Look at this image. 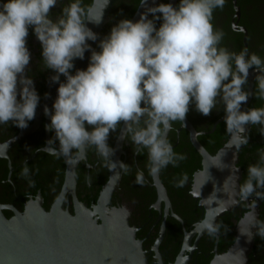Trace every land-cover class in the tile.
Wrapping results in <instances>:
<instances>
[{"label":"clouds","instance_id":"9594fccd","mask_svg":"<svg viewBox=\"0 0 264 264\" xmlns=\"http://www.w3.org/2000/svg\"><path fill=\"white\" fill-rule=\"evenodd\" d=\"M57 4L58 0L0 3V125L26 129L35 119L40 97L26 74L32 29L44 68L55 73L50 80L59 84L52 110L44 108L50 119L45 130L54 133L47 145H58L50 152L69 163L93 147L105 167L119 164L125 173L131 171L129 165L114 161L116 150L108 144L110 134L123 124L135 154L147 152L151 175L169 165L177 167L186 156L174 151L168 134L174 122L185 123L191 105L207 117L222 104L226 133L237 148L248 143L249 125H259L264 136V107L241 110L252 95L264 100V59L247 48L234 52L222 46L225 33L214 28L212 20L225 0H180L175 7H150L136 22L123 19L113 26L100 39L99 51L88 43L96 42L98 35L87 25L102 20V15H94V3L70 0L53 20L50 10ZM146 4L141 0V7ZM85 52H91L86 70L71 74L74 61L83 60ZM250 70L258 73L254 93L245 90ZM258 157L238 189L241 202L255 197L253 205L264 201V149ZM20 176L30 186L34 183L26 159ZM142 177L138 170L137 179ZM176 186H183V179ZM221 227L207 218L200 222L209 236H216ZM254 227L264 239V221H256Z\"/></svg>","mask_w":264,"mask_h":264},{"label":"flooded vegetation","instance_id":"af4514ba","mask_svg":"<svg viewBox=\"0 0 264 264\" xmlns=\"http://www.w3.org/2000/svg\"><path fill=\"white\" fill-rule=\"evenodd\" d=\"M4 2L6 0H0V3ZM69 2L70 0H58L57 6L50 10L51 18L55 20L60 15L63 6ZM83 3L90 5L91 0H83ZM109 18L110 15L108 13L106 21L98 34V40L92 48L96 51L100 50L98 48L100 39H103L111 31V26L107 25ZM27 47L31 53V59L30 64L26 68V74L33 80L34 87L40 97V103L36 110L35 119L29 122V126L26 129H19L11 123L0 125V146L19 136L16 143L7 149L5 153L0 152V154L4 155V157H0V205L9 206L15 211L21 212L23 205L30 198L33 199L36 195H39L42 201L41 206L44 210H48L63 186L66 173L71 170L69 174L73 180V196L77 202L89 208L95 203L100 188L107 181L110 168L104 166L102 158L97 155L93 147L87 148L81 156L76 157L70 169L66 168L65 161L61 155L52 154L44 150V148L48 150L53 147L58 148V145H47V141L54 136V133L45 130V125L50 124V119L44 114L45 106L51 111L57 97L54 98L52 103L48 104L46 101L44 102L46 94L47 99H49L52 89L58 83H52L50 80L51 76L55 75V73L50 69L44 68L41 55L42 48L32 29H29ZM224 47L232 51L231 45L226 44ZM88 64L89 60L84 65L85 70ZM60 79L61 82H65L63 76ZM40 105L42 106L39 107ZM246 110L247 107L244 111ZM218 111L217 108L213 109L209 116H215ZM197 113L195 106L191 105L186 120L196 132H205L197 136L198 140L199 136L210 134L206 132L211 129L213 123L219 117L213 119L211 127L207 129L209 116L205 117L200 114L199 118L196 119L197 115L195 116V114ZM120 126L121 124L110 134L108 144L111 147L114 144ZM179 126V121H177V124L173 123L168 138L173 145L174 151L184 154L186 159L181 161L179 166L173 167L169 165L157 174L158 181L167 199L166 215L164 216L163 212V202H158L157 208L154 207L156 189L153 185L152 176L146 167L147 152L135 154V148L126 133L122 141V155H120L119 160L129 165L131 171L125 173L120 168L119 182L107 203L108 207H122L128 211V224L130 227L135 228V239L141 242L142 250L145 252V257L149 264H156L158 259L161 264L172 263L179 251L183 230L186 232L190 231L193 225L203 217V209L199 208L197 204L198 200L194 199L191 194L193 175L201 169V159L195 152L197 155V160H195L189 155L185 146H181V142L178 139L181 134L186 135L189 145L190 142L188 133L184 129L176 132ZM250 127L251 125L248 126L246 133L248 137ZM263 140L264 136L258 131L255 141L248 139V144L254 142L258 146L259 152L261 149H264V144H261ZM202 147L210 156L214 155L217 151L210 154L204 146ZM242 148L243 145L239 152ZM25 159L31 170L30 178L34 182L31 186L28 180L20 176ZM251 159L254 160V156ZM238 162L239 160H237V164ZM237 167L240 169L239 166ZM138 170L143 172L141 180L137 179ZM241 174L240 170L239 182L241 181ZM182 179L183 186L177 187V183ZM239 182L238 185H240ZM253 200H255V197L250 198L248 205L252 204ZM256 202H258L257 221H263L259 219L261 217V201L258 200ZM248 205L245 202L238 201V205L234 209L225 212L217 218L216 223L222 225L219 233L216 236H209L207 232L202 234L198 238L195 249L191 253L187 264H208L214 255L224 253L233 243L236 235L237 221L247 211ZM60 207L66 209L70 214L73 212V200L69 191L64 194ZM2 214L6 218L12 215L10 210H2ZM174 216L178 219L174 218ZM161 225L163 229L157 245L158 258H154L155 253L151 248L160 234ZM247 227H244V231ZM193 239L194 237L191 238V242ZM247 257L248 262L246 264H264V239L255 234Z\"/></svg>","mask_w":264,"mask_h":264},{"label":"water","instance_id":"95a60500","mask_svg":"<svg viewBox=\"0 0 264 264\" xmlns=\"http://www.w3.org/2000/svg\"><path fill=\"white\" fill-rule=\"evenodd\" d=\"M117 0H91L94 3V15L100 17L101 23L87 26L99 34L104 25L112 5ZM160 0H147V4L141 7L139 0L130 19L133 22L139 20L140 16L147 13L148 8L155 7ZM176 6V0H166V4ZM233 16L230 27L233 31L242 33V48H246V32L243 27L237 26L239 8L236 0H231ZM150 16V15H149ZM149 18V17H148ZM93 48L95 42L88 41ZM91 52H85L81 62L74 61L75 74L77 69L85 70L84 65L90 59ZM256 73L250 70L246 90L252 92V85ZM59 84L54 86L48 104L52 103L57 96ZM243 104L241 110L247 107ZM43 102V104H45ZM40 105L39 107H41ZM225 114L213 123L211 129L206 133H212L215 125L224 120ZM188 133L191 147L201 159V169L193 175L191 194L198 200L199 208L203 209V217L193 225V228L183 236L178 253L170 264H187L191 253L195 249L198 238L206 231L200 228V222L207 218L216 223L217 218L225 212H229L238 205V182L240 180V169L236 166L238 152L242 145L237 148L230 142V137L210 156L197 140V136L205 132H196L189 122H180L179 128ZM248 130V127H247ZM123 124H121L112 148H114V161L120 162L122 155L121 145L125 135ZM19 136L0 146V152L5 153L16 143ZM46 152L50 150L44 148ZM0 157H4L0 154ZM70 169L71 164L61 156ZM68 171V170H67ZM71 171V170H70ZM70 171L66 173L63 186L48 210L41 206V198L36 195L29 199L21 212L15 211L9 206L0 205V264H149L145 252L142 250L141 242L135 239V228L128 224L129 213L122 207H108V199L115 190L120 178V166L109 169L108 179L100 188L95 203L87 208L76 201L73 196V180ZM153 185L156 189V202L164 203V216L166 215L167 199L160 185L157 175H151ZM69 191L73 200V212L70 214L66 209L60 207L64 194ZM247 205L249 202H245ZM258 202L247 206V211L240 217L236 224V235L231 246L222 254L214 255L208 264H246L254 236V224L258 218ZM2 210H10L12 215L6 218ZM245 217H249V224L245 231H238V225ZM174 218L178 219L176 216ZM180 222V220H178ZM160 234L153 243L151 250L158 258L157 245L162 235ZM194 237L191 242V238ZM235 258V262L233 260ZM156 264H161L159 259Z\"/></svg>","mask_w":264,"mask_h":264},{"label":"trees","instance_id":"16d2710c","mask_svg":"<svg viewBox=\"0 0 264 264\" xmlns=\"http://www.w3.org/2000/svg\"><path fill=\"white\" fill-rule=\"evenodd\" d=\"M139 0H117L111 7L109 11L110 18L107 21V25L115 26L119 21L123 19H130L133 14ZM180 0H176V6L179 4ZM165 3L166 0H160L157 5ZM156 5V6H157ZM236 6L239 8V18L237 20V26L243 27L247 32L246 39V48L249 50V53H256L262 59H264V0H236ZM233 16V9L231 6V0H225V4L222 9L218 8L213 13L212 23L214 28L222 29L225 33L224 40L222 42V46L231 45V50L234 52H239L242 50L241 43V33L233 31L230 27V23ZM153 17L150 15L149 19ZM161 21H157V26ZM256 80H254L252 85V92H255ZM246 90V86H245ZM259 108L264 107V100L256 99L255 95L251 96V99L247 105V109L250 108ZM217 111L215 116H209L208 118V128L211 127V123L213 119H217L221 115L225 114L223 105H219L216 107ZM197 115V116H196ZM196 119L199 118L200 114H195ZM177 124V122H175ZM259 125H253L250 127L249 140L255 141L256 136L258 135ZM254 135V136H253ZM256 135V136H255ZM228 134L226 133V125L224 120L218 123L212 133L209 135H202L198 137V141L205 149L213 154L228 138ZM179 142H181V146H185L187 152L191 157L197 160V155L192 147L187 142L186 135L181 134L179 136ZM261 144H264L261 142ZM260 146V145H259ZM184 148V147H183ZM258 146L251 142V144L243 145V148L239 152L238 155V164L242 172L241 181L239 184L243 183L247 176V168L250 164H254L258 161ZM252 156H254V160H252ZM257 158V159H256ZM251 160V161H250ZM261 217L264 221V201H261Z\"/></svg>","mask_w":264,"mask_h":264},{"label":"bare ground","instance_id":"6f19581e","mask_svg":"<svg viewBox=\"0 0 264 264\" xmlns=\"http://www.w3.org/2000/svg\"><path fill=\"white\" fill-rule=\"evenodd\" d=\"M78 62H81L82 60L80 59H77ZM249 217H245V219L243 220V222H240L239 225H238V228H239V231H242V229L244 230V227L245 226H250V224L248 223L249 221ZM235 262V258L233 260V263Z\"/></svg>","mask_w":264,"mask_h":264}]
</instances>
